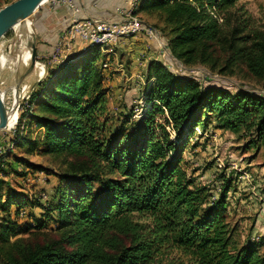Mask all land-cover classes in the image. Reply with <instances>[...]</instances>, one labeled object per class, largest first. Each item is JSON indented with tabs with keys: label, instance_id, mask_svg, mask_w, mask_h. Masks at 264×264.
<instances>
[{
	"label": "trees",
	"instance_id": "obj_1",
	"mask_svg": "<svg viewBox=\"0 0 264 264\" xmlns=\"http://www.w3.org/2000/svg\"><path fill=\"white\" fill-rule=\"evenodd\" d=\"M238 1L137 0L134 13L158 16L171 35L169 53L184 64L213 68L224 54L220 72L242 65L264 88V18ZM97 50L90 46L64 60L29 95L40 96L39 152L62 156L65 171L39 203L38 218H0V264H160L171 250L186 264H264L259 243H233L222 216L226 187L207 203L182 166L189 137L208 118L219 128L263 139L264 96L202 86L152 61L137 127L131 135L119 130L109 137ZM18 195L6 193L2 211L9 204H37ZM46 227L56 236L17 237Z\"/></svg>",
	"mask_w": 264,
	"mask_h": 264
},
{
	"label": "rangeland",
	"instance_id": "obj_2",
	"mask_svg": "<svg viewBox=\"0 0 264 264\" xmlns=\"http://www.w3.org/2000/svg\"><path fill=\"white\" fill-rule=\"evenodd\" d=\"M8 1L0 0V8ZM237 5H242L256 17L264 18V0H239ZM56 8L60 6L54 7L51 0H45L31 16L0 38V94L8 116L7 126L0 129V199L13 192L37 203L31 206L27 202L17 208L9 204L5 211L0 208V218L9 213L8 217L18 222L38 218L43 210L39 203L50 198L57 175L65 171L62 156L53 157L39 152L42 128L35 119L42 113L38 106L40 96L29 98L32 91L39 92L59 67L55 64L58 61L53 63L48 61L50 57L36 53L44 13ZM135 15L156 29L163 46L160 47L147 35L137 34L125 37L126 43L122 38L117 40L112 54L104 55L97 50L95 63L102 75L109 137L119 130L131 135L137 127L146 106L144 94L152 82L147 74L152 61H159L174 75L194 78L202 86H220L231 91L239 88L264 96V88L242 65L219 71L224 54L217 52L220 58L213 68L199 62L184 64L174 58L167 46L171 36L168 27L154 13L136 11ZM79 43L85 49L86 44ZM32 46L35 58L30 65ZM59 55L57 53L54 59ZM104 62L106 67H102ZM182 158L183 169L192 181L190 187H202L207 203L216 199L221 189L226 187L222 216L232 228L234 245L240 247L256 242L259 243V253L264 255V138L256 140L248 131L231 132L219 128L213 118H208L204 126L194 128ZM30 233L17 237L43 241L56 236L55 231L47 227L33 229ZM160 264H186V258L171 250L161 258Z\"/></svg>",
	"mask_w": 264,
	"mask_h": 264
},
{
	"label": "built area",
	"instance_id": "obj_3",
	"mask_svg": "<svg viewBox=\"0 0 264 264\" xmlns=\"http://www.w3.org/2000/svg\"><path fill=\"white\" fill-rule=\"evenodd\" d=\"M51 4L65 6L72 15L79 12V7L73 0H51ZM136 4L137 0H130L125 7H116L115 11L120 18L114 21L71 18L66 36L55 44L51 58L61 53L63 48L68 49L73 41L85 43V48L95 46L104 55L112 54L117 40L137 34L147 35L160 47L163 46L156 29L136 17L134 13ZM106 66V62L102 63V67Z\"/></svg>",
	"mask_w": 264,
	"mask_h": 264
},
{
	"label": "crops",
	"instance_id": "obj_4",
	"mask_svg": "<svg viewBox=\"0 0 264 264\" xmlns=\"http://www.w3.org/2000/svg\"><path fill=\"white\" fill-rule=\"evenodd\" d=\"M74 3L79 7V12L72 15L65 6H60L53 10L45 11L44 24L41 25L39 30V39L37 41L36 53L41 56L50 57L48 61L60 65L64 60L69 59L72 55H80L83 51L81 43L77 44L78 41H73L68 49H62L58 58H51V53L55 44L66 36V28L68 27L71 18L75 19H99L105 21H114L119 19V15L116 13L115 8L125 7L130 0H73ZM61 7L64 10H61ZM123 40L125 38H122ZM136 40V38H132ZM121 40V39H120ZM127 40H124L126 43ZM60 58V59H59ZM56 60V61H54ZM133 61L130 63L128 68L132 66ZM58 67V66H57ZM56 67V68H57Z\"/></svg>",
	"mask_w": 264,
	"mask_h": 264
},
{
	"label": "water",
	"instance_id": "obj_5",
	"mask_svg": "<svg viewBox=\"0 0 264 264\" xmlns=\"http://www.w3.org/2000/svg\"><path fill=\"white\" fill-rule=\"evenodd\" d=\"M45 0H13L0 8V37L17 21L31 15ZM34 46L31 47L30 65L34 63ZM5 114L0 101V129L5 126Z\"/></svg>",
	"mask_w": 264,
	"mask_h": 264
},
{
	"label": "bare ground",
	"instance_id": "obj_6",
	"mask_svg": "<svg viewBox=\"0 0 264 264\" xmlns=\"http://www.w3.org/2000/svg\"><path fill=\"white\" fill-rule=\"evenodd\" d=\"M43 2H45V1H43ZM42 2V3H43ZM32 15V14H31ZM31 15H29V16H31ZM28 16V17H29ZM28 17H26V18H23V19H21V20H17L13 25H12V27H14L16 24H18L19 22H22L23 20H25V19H27ZM11 27V28H12ZM2 37V36H1ZM0 37V38H1ZM0 101H1V104H2V108H3V110H4V107H3V103H2V95L0 94ZM4 114H5V110H4ZM5 117H6V120H5V126H4V128L7 126V122H8V116L5 114Z\"/></svg>",
	"mask_w": 264,
	"mask_h": 264
}]
</instances>
